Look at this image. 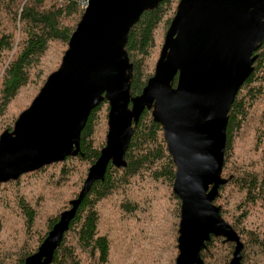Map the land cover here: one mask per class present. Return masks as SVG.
I'll list each match as a JSON object with an SVG mask.
<instances>
[{
  "label": "trees",
  "instance_id": "1",
  "mask_svg": "<svg viewBox=\"0 0 264 264\" xmlns=\"http://www.w3.org/2000/svg\"><path fill=\"white\" fill-rule=\"evenodd\" d=\"M80 1L0 0V134L13 129L19 114L59 67L83 13ZM178 2L161 0L144 10L129 30L124 48L132 64V96L140 94L154 74ZM254 54L253 69L228 112L221 171L226 181L214 199L221 217L242 243L239 264H264V39ZM108 111L106 99L91 110L76 155L0 182V210L10 207L7 215L0 212V235L5 234L3 248L0 236V264L23 263L36 252L61 212L71 207L70 201L78 196L89 167L105 145ZM125 162L119 167L109 163L103 179L90 186L50 264H175L181 214V200L173 191L176 167L151 110L145 109L133 124ZM49 170L54 185L74 179L78 183L61 207L43 221L39 206L19 194L18 188L23 179H36L33 182L39 188H50L52 182L44 185L38 176ZM4 186L14 187V194L9 189L4 192ZM137 186L141 197L133 195ZM111 198L116 206L108 209L105 203ZM225 214L233 221L228 222ZM253 215L259 223L249 227L247 221ZM130 223L141 229L137 236ZM205 245L200 251L203 264H229L234 242L211 235Z\"/></svg>",
  "mask_w": 264,
  "mask_h": 264
},
{
  "label": "water",
  "instance_id": "2",
  "mask_svg": "<svg viewBox=\"0 0 264 264\" xmlns=\"http://www.w3.org/2000/svg\"><path fill=\"white\" fill-rule=\"evenodd\" d=\"M160 1L88 0L59 67L13 129L0 134V182H6L76 155L91 110L104 99L109 104L105 145L78 196L21 264L51 263L93 182L103 179L109 163L126 164L133 124L145 109L161 124L176 167L173 191L181 214L175 264H203L200 251L211 235L235 243L229 264H239L242 243L214 199L226 181L221 171L228 112L264 39V0H179L154 74L132 96L124 46L142 12Z\"/></svg>",
  "mask_w": 264,
  "mask_h": 264
},
{
  "label": "rangeland",
  "instance_id": "3",
  "mask_svg": "<svg viewBox=\"0 0 264 264\" xmlns=\"http://www.w3.org/2000/svg\"><path fill=\"white\" fill-rule=\"evenodd\" d=\"M60 1V0H58ZM84 10V9H83ZM259 105H257V110H258ZM56 169V168H55ZM56 171V170H55ZM51 175V170L48 171V173L44 174V175H38L39 177H41V181H43V184L49 185V182H52L50 185V188H46V189H41L39 188L37 185H35L33 181H36V179H23L21 180V187H17L19 189V194H23L24 197L29 200L32 204H37L39 206V213L41 212V214H39L40 218H43L44 221V217L49 215L52 212H55L58 208L61 207L62 202L64 201L65 198H67L71 193H73L76 185H77V180L75 181H66L65 183L60 182L57 185L53 184L52 180H49V178ZM38 178V177H37ZM10 191V194H14V190H16L14 187L12 186H4V192L6 191L7 193ZM133 195L137 196V197H141V193H140V188L137 186L136 188H133ZM161 193H163L162 189L161 192L158 195H161ZM10 199L14 200V196L10 195ZM4 205V204H3ZM105 206L108 207V209L114 208L116 206V204L114 203V200L111 198L109 199L108 202L105 203ZM1 207V206H0ZM10 207H8L6 210L5 209H1L0 212L3 215H7L9 213ZM227 212V211H226ZM140 215L139 213H137L134 216V219H137V216ZM42 216V217H41ZM255 218H249V220L247 221V224L249 227H254V225L256 223H259V220L257 218V216L253 215ZM224 218L228 221V222H232L233 220L229 217V215L225 214ZM105 219V218H104ZM41 221V220H40ZM128 227H131L133 230V233H135V236H137V232L139 230H141L139 227H137L136 225L133 224H128ZM128 231H130V228H127ZM122 234V233H121ZM1 245L3 248L4 245V239H5V234L1 233ZM120 237V233L118 235ZM123 236V234H122ZM134 236V237H135ZM135 241V239L133 240ZM162 246V245H161ZM1 248V249H2ZM85 259V258H84Z\"/></svg>",
  "mask_w": 264,
  "mask_h": 264
},
{
  "label": "built area",
  "instance_id": "4",
  "mask_svg": "<svg viewBox=\"0 0 264 264\" xmlns=\"http://www.w3.org/2000/svg\"><path fill=\"white\" fill-rule=\"evenodd\" d=\"M87 3H88V0H81V1H80L81 7H82L83 9L87 6Z\"/></svg>",
  "mask_w": 264,
  "mask_h": 264
}]
</instances>
